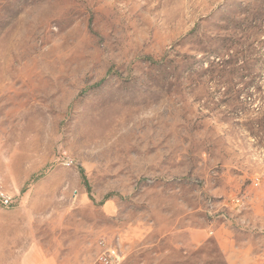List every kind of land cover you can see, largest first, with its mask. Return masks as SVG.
Returning <instances> with one entry per match:
<instances>
[{
  "label": "rangeland",
  "instance_id": "374dc122",
  "mask_svg": "<svg viewBox=\"0 0 264 264\" xmlns=\"http://www.w3.org/2000/svg\"><path fill=\"white\" fill-rule=\"evenodd\" d=\"M48 179L64 264H264V0H0V211Z\"/></svg>",
  "mask_w": 264,
  "mask_h": 264
},
{
  "label": "crops",
  "instance_id": "0c3cea01",
  "mask_svg": "<svg viewBox=\"0 0 264 264\" xmlns=\"http://www.w3.org/2000/svg\"><path fill=\"white\" fill-rule=\"evenodd\" d=\"M21 199L15 210L0 211V264H64L62 213L44 203L62 202L64 181L48 179Z\"/></svg>",
  "mask_w": 264,
  "mask_h": 264
},
{
  "label": "built area",
  "instance_id": "2783aa9c",
  "mask_svg": "<svg viewBox=\"0 0 264 264\" xmlns=\"http://www.w3.org/2000/svg\"><path fill=\"white\" fill-rule=\"evenodd\" d=\"M67 167L72 165V162L67 160L66 162ZM61 164L64 166V159L61 160ZM237 204L240 203L239 200L236 201ZM17 204V201L14 200L13 197H10L6 194H0V205L4 208H14ZM103 245V244H102ZM121 253L117 246H112L111 248H107L104 250L102 255L99 258V264H121Z\"/></svg>",
  "mask_w": 264,
  "mask_h": 264
}]
</instances>
